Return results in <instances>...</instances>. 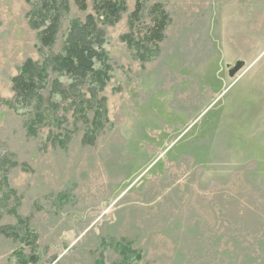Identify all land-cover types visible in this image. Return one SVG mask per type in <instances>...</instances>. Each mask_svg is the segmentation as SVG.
Segmentation results:
<instances>
[{"label": "rangeland", "instance_id": "rangeland-1", "mask_svg": "<svg viewBox=\"0 0 264 264\" xmlns=\"http://www.w3.org/2000/svg\"><path fill=\"white\" fill-rule=\"evenodd\" d=\"M56 1L0 0V264H264V0H127L115 24ZM90 14L103 59L69 74ZM29 59L46 74L18 96Z\"/></svg>", "mask_w": 264, "mask_h": 264}, {"label": "trees", "instance_id": "trees-1", "mask_svg": "<svg viewBox=\"0 0 264 264\" xmlns=\"http://www.w3.org/2000/svg\"><path fill=\"white\" fill-rule=\"evenodd\" d=\"M57 2L56 0H40V11H51L49 3ZM136 9L131 13V18H134L143 10L142 0H136ZM77 5L82 10H86L87 0H76ZM93 10L97 16L103 19V22L107 24H115L118 22L122 13L127 11V0H93ZM153 23L151 27H148L146 35L140 40L142 42H149L157 44L165 38V29L171 21V17L166 10V6L163 3H154L150 10ZM42 14V13H40ZM61 17L58 12L51 14L49 23L45 24L43 28L38 26L39 23L35 20H31L32 26L39 28V39L44 46H52L56 41ZM95 16L90 14L86 23H81L74 20L71 26L67 46L66 54L56 57L64 68L67 69L69 74H75V72H81L82 75L87 73L89 69H92L94 63L93 59L103 56L97 50L94 49V44L88 41L91 36L100 37L102 31L94 25ZM43 24V22H42ZM126 37L129 38V35ZM147 40V41H146ZM147 42V43H148ZM105 69V68H103ZM99 74V72H97ZM46 74V68L36 65L32 59L27 60L21 69V73L13 80L15 83V91L18 96H29L34 91V84L38 76L42 77ZM101 80L104 77L99 76ZM60 94H62L60 92ZM17 96V97H18ZM27 99V98H26ZM102 264V262H100Z\"/></svg>", "mask_w": 264, "mask_h": 264}]
</instances>
